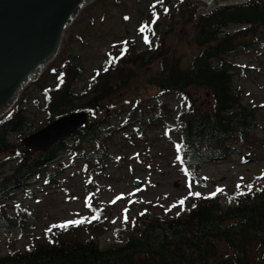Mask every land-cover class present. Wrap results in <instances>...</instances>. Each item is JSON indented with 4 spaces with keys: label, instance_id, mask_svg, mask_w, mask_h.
Here are the masks:
<instances>
[{
    "label": "trees",
    "instance_id": "obj_1",
    "mask_svg": "<svg viewBox=\"0 0 264 264\" xmlns=\"http://www.w3.org/2000/svg\"><path fill=\"white\" fill-rule=\"evenodd\" d=\"M179 4L186 6L179 7L185 19L176 21L171 10L178 4L163 0L168 15L171 14L169 22H176L169 29L181 23L191 25L192 42L198 51L190 63L181 65L180 57L165 44L164 33L162 37L158 35L161 40L156 41L153 53L132 52V41L115 43L117 49L107 51L105 62L87 85L88 91L74 88L83 71L80 64L68 59L61 61L58 68L49 67L52 84H44L45 78L39 80L36 84L41 85L40 100L34 99L48 113L45 121L73 110L86 111L89 119L70 138L56 142L46 151L34 153L23 146L22 140L17 145L9 141L10 133H21L31 125L24 107L15 104L0 118V152L15 149L19 158L9 172L6 160L0 161L1 234L10 236L14 229L31 227L29 219L35 218L36 213L20 203L16 192L31 196V179L42 175L52 178L53 170L47 169V160L60 150L81 149L84 143L102 145V135L114 131L105 125L109 116L104 111L109 110L111 116L120 119L124 133L128 131L126 126L132 124L137 134H132L134 138H145L146 129L168 131V139L169 134H175L181 162L190 168L226 158L233 149L227 143L229 138L244 139L249 130L258 126L256 109L242 104L241 93L234 86L233 76L242 66L229 55L253 45L264 47V0L206 12H198L200 4L195 1L181 0ZM232 24L241 27L227 31ZM128 51L134 54L130 60L126 58ZM154 59L158 60L156 71L145 73V78L162 91L184 94L186 108L174 114L161 100L137 98L130 108L119 109L113 99L122 97L123 85L137 72H146ZM191 88L208 92L206 105L190 96ZM93 216L98 219L89 223L68 224L66 228L52 226L43 242L30 241L21 250L0 255V264H264V182L242 197L232 199L230 194L226 203L220 193L195 196L188 207L163 220H144V212H140L130 218L126 237L105 247L100 245L99 236L108 227L100 208L92 207L87 215L69 221L90 220Z\"/></svg>",
    "mask_w": 264,
    "mask_h": 264
},
{
    "label": "rangeland",
    "instance_id": "obj_2",
    "mask_svg": "<svg viewBox=\"0 0 264 264\" xmlns=\"http://www.w3.org/2000/svg\"><path fill=\"white\" fill-rule=\"evenodd\" d=\"M168 1L169 4H178L171 10L175 20H184L179 7L184 9L186 6L179 4L181 0ZM190 1L198 2L199 7L204 6L203 2ZM151 2L94 0L92 4L84 6L67 29L59 55L40 78L30 83L16 98L14 104L25 108L31 125L21 133H10L9 141L17 145L33 129L48 122L45 121L48 113L34 102L41 94V85L36 83L45 78L44 84H52L53 77L48 68H58L63 60L71 59L81 65L83 71L74 88L87 91L94 73L106 60L107 51L112 47L117 49L115 43L132 41V52L148 50L153 53L156 41L161 40L158 35L162 37L165 33V44H169L170 51L180 57L181 65L190 63L198 51L192 42L191 25L181 23L175 25L173 30L169 29L176 22H169L171 14L165 11L167 7L163 5V0H156L154 4ZM141 27L145 29L143 32L140 31ZM239 27L241 25L232 24L227 31L232 32ZM145 37L148 42H145ZM132 52L127 53L129 60L134 56ZM229 58L242 66L233 76L234 86L241 93L242 104L256 109L255 121L258 126L249 130L244 139L229 138L227 143L233 149L226 158L188 170L180 163L175 134H169L171 139H168V131L146 129L145 138H134L132 134L136 133L129 124L126 126L129 132L125 133L131 136L127 137L120 128V119L111 116L109 110L104 111L109 116L105 125L114 131L102 135V145L92 142L84 143L78 150H60L45 162L47 169L53 170L51 179L47 180L46 175L31 179L28 186L31 196L23 191L16 192L20 203L33 209L36 217L29 219L31 227L22 231L17 228L10 236L0 233V255L10 250H21L30 241L43 242L47 230L54 224L60 225L86 214L88 206L103 210L108 228L99 236V240L100 245L105 247L120 243L128 234L130 218L142 211L144 220H163L191 204L195 195H189V192L198 191L196 193L201 196L220 193L222 202L226 203L230 194L232 199L234 196L242 197L250 191L248 185L255 189L264 182V47L253 45L246 50L239 49ZM157 66L158 60L154 59L146 72H137L123 85L122 97L113 99L114 104L119 109L130 108V104L133 105L140 98L143 101L161 100L174 110V114L186 108L188 101L184 94L162 91L145 78V73L151 74ZM125 77L124 72L123 79ZM191 91L190 96H196L199 103L206 105L209 94L205 89L191 88ZM134 125L145 128L139 122H134ZM86 154L93 156L85 158ZM1 160H6L7 171L19 162L15 149L0 152ZM136 179L141 181V185L135 186ZM181 199H184L182 206L178 203Z\"/></svg>",
    "mask_w": 264,
    "mask_h": 264
},
{
    "label": "water",
    "instance_id": "obj_3",
    "mask_svg": "<svg viewBox=\"0 0 264 264\" xmlns=\"http://www.w3.org/2000/svg\"><path fill=\"white\" fill-rule=\"evenodd\" d=\"M196 1L205 2L207 9L202 7L200 10L207 11L243 4L249 0ZM93 2L94 0H0V117L59 55L67 29L84 6ZM86 121L85 111L70 112L27 135L23 143L32 151L48 150L54 143L78 130ZM134 183L136 186L141 184L138 180Z\"/></svg>",
    "mask_w": 264,
    "mask_h": 264
},
{
    "label": "snow or ice",
    "instance_id": "obj_4",
    "mask_svg": "<svg viewBox=\"0 0 264 264\" xmlns=\"http://www.w3.org/2000/svg\"><path fill=\"white\" fill-rule=\"evenodd\" d=\"M165 11H167V9H165ZM144 30H145L144 27H141L140 31L143 32ZM145 42H148L147 37H145ZM109 62L111 63V61H109ZM105 70H107V69H105ZM237 188H239V185H237ZM248 188H249V190H251V185H248ZM217 191H222V189H217ZM215 194L216 193L214 192V193H211L210 195L211 196H214ZM237 194L240 195L242 193H237ZM189 195L200 196V193H192V192H189ZM117 199H119V197H117ZM178 203L182 206L183 203H184V199H181L180 201H178ZM171 207H175V205H172ZM126 211L127 210L125 209V213H126ZM124 218H125V220H127V215H125ZM94 219H98V217L97 216H93V217H91L90 220H85V219L82 218L81 220H78V221H68V222L62 223L60 225H53V227L66 228L68 226V224L89 223V222H91V220H94ZM47 231H51V228L48 229Z\"/></svg>",
    "mask_w": 264,
    "mask_h": 264
}]
</instances>
